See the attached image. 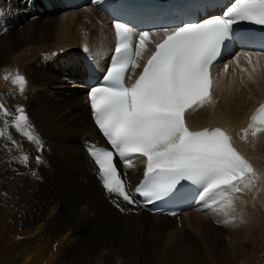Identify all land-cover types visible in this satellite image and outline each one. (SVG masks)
Masks as SVG:
<instances>
[{
	"label": "bare ground",
	"instance_id": "1",
	"mask_svg": "<svg viewBox=\"0 0 264 264\" xmlns=\"http://www.w3.org/2000/svg\"><path fill=\"white\" fill-rule=\"evenodd\" d=\"M32 12L24 0H0V17H3L0 19V104L13 114L18 106H22L33 129L45 126L46 128L40 131L43 138L62 142V149L67 151L65 153L68 155L69 167L73 174L72 176L65 174L56 182L60 187L57 193L62 194L65 201L63 202L65 205H62L65 212L60 208L53 209L48 201L40 208V205L36 207L33 200L23 203L25 197L20 198L22 195L16 199L18 202L21 200L19 212L30 209L29 213H26L30 219L24 218L25 221L31 223V219L34 218L36 222L41 223L37 228L42 230L41 236L53 238L58 232L65 230L74 235L78 233L76 241L61 251L58 260L53 264H68V261L86 264L90 258L93 259L91 264H121L122 257H126V264H130L131 255L143 252L151 259L159 249L161 251L167 232L179 236V231L186 230L187 224L193 223L196 217L202 215H197V210L218 211L226 206L231 210H237L238 214L242 207L246 212L244 216L240 213L241 218L238 215L240 222L236 216L240 224L239 226L235 224L238 230L227 236V242L231 246L230 255L228 250L224 249V242L220 241L217 247L215 242L211 243L215 251V260L221 262L216 264H264V258L261 256L264 254V133L253 136L249 131L246 138L244 131L239 134L248 123L249 113L264 98V68L254 61L242 62L237 72L231 70L223 73L220 71L221 67H216L218 77L213 96L203 107L195 108L188 113V122L192 128L221 125L228 129L235 142L255 163L254 171L258 179L254 186L243 193H234L231 205L227 200L221 201L217 198V203L211 207L203 206L175 216L152 214L135 206L133 208L138 210L132 211V206L121 196L106 190L99 170L85 150L79 154V150L75 152L68 143L76 145L83 142L85 146L86 143L93 142L92 138L97 135L86 97L80 89L83 85L74 84L79 88L71 91H65L64 88L69 87L68 84L73 79L79 81L80 54L91 52L101 57L110 49L111 26L104 17L91 8L67 9L57 17L56 9L41 14L35 11L34 14H37L35 18L31 17ZM24 13H30V16L26 17ZM52 39L55 41L50 44L48 41ZM61 53L63 55H60ZM56 55L60 58L64 74L58 73L53 66ZM17 74L24 76L27 81L23 94L20 93L19 85L12 82ZM6 75L8 79H5ZM3 119L7 120L9 125L7 133L11 132L16 141L25 142V135L11 127L14 117H4L0 112V125ZM49 122L52 123H50L52 127L47 126ZM53 127L55 129L51 130ZM16 143L14 147H18ZM3 145L0 137V157L5 154ZM58 146L57 144L59 150ZM141 161V158H136L131 167L122 164L130 182L141 175ZM74 184L76 187L87 189L91 197L86 195L87 191L84 196L80 195L81 192L78 195ZM116 204L122 207V212L113 207ZM5 214L7 215V212ZM232 215L235 216L234 213ZM179 218L182 219L181 226L175 227L179 223ZM19 220L16 218L15 221ZM215 235L221 237L218 231ZM211 236L210 234L207 237ZM172 240L169 241L170 244H174ZM244 240L250 241L249 248L248 244H237L238 241ZM176 245H171L168 249V254H171V257L173 254L176 259L172 264H208L198 249L192 247L185 249L187 246ZM38 247H31L29 243L20 244L14 250L15 255L10 259L5 257V262L30 264L32 259L39 261L42 255L35 251ZM250 248H255L254 255L249 254ZM7 250L5 247L2 248L0 258L6 255ZM78 252L79 254H76ZM85 257L89 258L85 260ZM225 257L230 259L226 262ZM20 258L29 259L20 261Z\"/></svg>",
	"mask_w": 264,
	"mask_h": 264
},
{
	"label": "snow or ice",
	"instance_id": "2",
	"mask_svg": "<svg viewBox=\"0 0 264 264\" xmlns=\"http://www.w3.org/2000/svg\"><path fill=\"white\" fill-rule=\"evenodd\" d=\"M240 22L264 26V0H232L219 16L185 23L171 31L164 29L143 64L139 61L146 42L155 34L142 31L137 35L124 23H114L115 55L103 84L90 92L95 122L112 149L90 148L107 191L134 202L114 161L119 157L131 167L137 156L146 158L144 179L136 189L146 197L164 195L181 180H190L202 187L199 195L206 206L217 203V198L231 205L234 193L254 186L257 174L234 148L227 132L220 128L191 131L185 121L187 111L209 101L210 69ZM137 68H142L139 76L127 83ZM12 82L23 94L26 78L17 74ZM0 112L4 117L13 116L11 127L41 145L22 106L13 114L0 104ZM250 119L245 138L249 131L253 136L264 132V105ZM8 127L5 120L0 137L7 134ZM21 159L27 163L29 157L25 154ZM36 159L42 162L39 156Z\"/></svg>",
	"mask_w": 264,
	"mask_h": 264
},
{
	"label": "rangeland",
	"instance_id": "3",
	"mask_svg": "<svg viewBox=\"0 0 264 264\" xmlns=\"http://www.w3.org/2000/svg\"><path fill=\"white\" fill-rule=\"evenodd\" d=\"M59 14L61 13H57L55 17H57V15ZM23 15L28 17L30 16V13H24ZM52 41L54 42L55 40L52 39L48 42L51 44L53 43ZM60 55H63V53H61ZM53 64L56 70H58V73L64 74L59 56L57 58H54ZM61 77H64V76H61ZM74 83H75L74 81L69 82L68 84L69 87L66 86L64 90L71 91L74 88H79L77 85H76L77 87L74 86ZM71 85H73L74 87H72ZM82 99L85 101V97H83ZM4 123H5V120L3 119L2 124L0 125V128L4 126ZM50 123L51 122H49L47 126L52 127L51 125L52 123L51 124ZM45 128H46L45 126H40L39 128L37 127L33 129L34 132L39 136L41 140V145H38L35 142H30L26 136H25L26 140H24L25 142L16 141L15 136L11 132L1 137L3 144H4L3 147L5 150V154L0 157V251H2V248L4 247L5 249L7 248L8 250H7L6 255L0 258V264H7L5 262V257L8 259L12 258L15 255V252H14L15 248L18 245L25 244V243H29L31 247L39 246L37 249H35V251L42 255L41 260L36 261L35 259H32L30 261V264H40V263L53 264V262L58 260L61 254V251H63L66 247H70L73 244V242L76 241L78 237V233L74 235V234H71L70 231L68 230L58 232L57 235L53 238L51 236L43 237L41 236L42 230L37 229L41 225V223L36 222L34 218L31 219V223L24 220V218L30 219L28 214H26V213H29L30 209L26 212L25 210L24 211L21 210V212H19V203L21 200H19L18 202V200L16 199L21 195L22 196L20 198L23 199L25 197V200L22 201L23 203L33 200L32 202L36 204V207L40 205L39 207L41 208V206L45 205V202L48 201L49 204L53 207V209L57 210L60 208V209H63L64 211L63 206L65 205L64 204L65 201H63L62 194L57 193L60 187H58L56 182L61 177H63V175L65 174L72 176L73 170L69 167V163H68L69 158H68V155H66L67 153H65L67 151H64L62 149L63 143L60 141H57L56 139H51V138L47 139L45 137L47 139L46 140L45 138H43L41 132ZM52 129L54 130L55 128L53 127L51 128V130ZM9 135L11 136V139L8 138ZM13 140L15 141V143L17 142L16 146L18 147H14L15 146L14 144H10L13 142ZM72 141L73 143H76V141L75 142L74 140ZM68 143L75 152L79 150L80 151V152L78 151L79 154H81V151L84 150L83 142H79L76 145H73L70 142ZM21 144H22V147H20ZM57 144L59 145L58 147L62 150L60 149L58 150ZM54 145H56V147ZM38 148H40L41 150H38ZM63 151L64 153H62ZM25 154H27V156L29 157V160L27 163L22 162V159H21L22 156H24ZM38 156L40 157L42 161L41 163L37 162L36 158ZM57 162H59L60 164ZM63 171L64 173H62ZM74 180H75V176H74ZM74 187L75 189H77L78 195H79V192H81L80 195L84 196V194L87 191L86 195L91 197L90 194L88 195V190L84 189V187H81V186L76 187V185ZM82 188L84 190H82ZM22 202L21 204H23ZM109 202H110V199H109ZM113 207L115 208V205H113ZM226 207L218 211H214L212 209L197 210L196 211V213L198 212L197 215L199 214H202V215L201 216L199 215L198 218L196 217V220L193 223L187 224L186 230L184 229V231L182 230V232L179 231V234H180L179 236L181 237L177 236L176 233H169V234L168 232L166 233L164 237L165 238L164 245L162 247L163 250L161 249L163 254L161 253L159 248H158L159 250L157 251L158 253L157 252L155 253L156 256L153 254V256L155 257L153 258V256H151V259L149 258L146 252H143L142 254L134 253V255L133 256L131 255L129 258L130 264H166V263L172 264V262L176 261V259L173 257V254H172V257H171V254H168V249L169 247L171 248V245L177 246L176 244H181L184 247L187 246L185 247V249H188L190 247H192L193 249H198L199 251L202 252V257L205 259V261L208 264L221 263L215 260L216 256H215V251H214L212 244L213 242H215L216 247H217L220 241L222 243L224 242L225 244L224 249L228 250V255H230L231 246L227 242V236H230L229 233H232V231H236V229L238 230V227L236 228V226L240 225L238 223L240 222L239 219L241 218V215L244 216L246 212V209L242 207L239 209V212L241 213L240 215V213L238 214L237 210H233V209L231 210L229 209V207L228 208ZM5 209H7V211H5ZM134 209L135 208L132 207V211H136ZM207 210L209 212H205ZM225 210H228V211L225 212ZM5 212H7V215L5 214ZM233 213L235 214V216L232 215ZM238 215L240 216V218L238 217ZM135 216H138V215H135ZM236 216L238 218L237 219L238 222L236 220ZM16 218H19L20 220L15 221ZM203 219L207 223L204 222ZM231 219H233L236 222L233 224L234 221ZM180 220H181L180 223H178L175 227L181 226L182 219ZM43 224H44V221H43ZM216 231L220 232L221 237H218L217 235H215ZM210 234L212 236L210 238L207 237ZM38 235H39V238H38ZM172 239L173 240L175 239L176 241H173ZM40 240L42 241L39 245ZM170 240H172L174 244H170L171 243V242L169 243ZM234 241H230V243ZM124 242H127V241H124ZM243 243L248 244L247 246L248 248L251 246L250 241L248 240L238 241L237 244L243 245ZM249 250H250L249 254H252V255L255 254V248L254 249L250 248ZM76 254H79V252ZM261 256L264 258V254H261ZM88 258L89 257H85V260ZM28 259L29 258H20V261L28 260ZM125 259L127 258L122 257L120 263L126 264ZM224 259L227 262L230 258L225 257ZM92 260L93 259L90 258L86 264H91ZM74 262L68 261L67 263L74 264Z\"/></svg>",
	"mask_w": 264,
	"mask_h": 264
}]
</instances>
